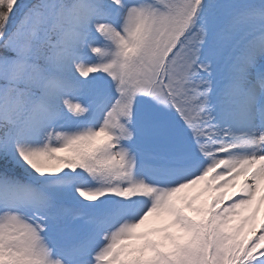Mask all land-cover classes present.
I'll list each match as a JSON object with an SVG mask.
<instances>
[{"label": "snow or ice", "instance_id": "obj_1", "mask_svg": "<svg viewBox=\"0 0 264 264\" xmlns=\"http://www.w3.org/2000/svg\"><path fill=\"white\" fill-rule=\"evenodd\" d=\"M0 264H264V0H0Z\"/></svg>", "mask_w": 264, "mask_h": 264}]
</instances>
